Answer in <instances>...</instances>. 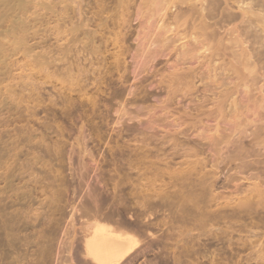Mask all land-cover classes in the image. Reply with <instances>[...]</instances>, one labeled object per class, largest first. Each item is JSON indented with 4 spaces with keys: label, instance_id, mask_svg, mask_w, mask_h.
I'll return each mask as SVG.
<instances>
[{
    "label": "bare ground",
    "instance_id": "1",
    "mask_svg": "<svg viewBox=\"0 0 264 264\" xmlns=\"http://www.w3.org/2000/svg\"><path fill=\"white\" fill-rule=\"evenodd\" d=\"M41 1L38 13L40 28L44 26V3ZM106 1L50 0L48 33L50 39L61 43L55 51L59 58L54 56L46 58L41 53L39 65L44 67V61L49 59L51 61L48 64L49 68L56 67L60 70L67 65L68 72L77 73L76 76L68 75L70 79L76 80L78 77V83H94L97 77L95 69L102 66L105 54L109 52L107 41L102 42L104 35L101 30L105 24L102 14ZM116 1L121 3L122 0ZM6 3L7 0H0V8ZM111 3L109 0L106 5ZM93 7L98 9V12H92ZM117 7L121 8V5L118 4ZM105 9L110 11L111 7ZM143 12H147L146 17H143ZM169 12H175L171 13V21L167 17V14L170 15ZM10 13L9 9H0V21L3 17H11ZM138 16L143 22L137 37L142 34L140 31L145 30L155 19H158L155 29L159 36L154 35L148 40L146 47L140 51L136 50L133 59L135 63H138L139 59H142V62L138 64V68L137 66L133 68V76L136 78L147 72L157 58L168 57L174 48L171 36L175 32L174 36H178V40L175 41L182 43L176 47L170 58L173 60L170 62V59H167L165 62V65L168 64V69L162 72V76L165 75L162 80L165 82H159L165 84V100L175 101L178 98L177 94H180L182 99L189 97L190 101L187 100L189 103H196L194 109L197 113L200 112L198 117H205L207 113L214 125L207 126V123L203 124V120L199 118L197 124L180 129L185 124L184 121L178 122L169 118L158 120L159 123L170 120L172 127L180 129L175 130L170 137H164L158 145L154 144L153 137L148 135L153 133H148L149 129L154 131L152 126L146 127L147 130L142 132L134 128L135 131H139L137 134L142 136L140 146L137 147L140 152H135L133 159L125 160V164L120 163L116 166L115 172L118 173V177H110L107 180L105 177H98L100 173L95 176L105 193L89 187L78 193L72 190L74 192L72 203L70 202L72 206L68 215L72 222L73 217L79 214L83 219V226L79 240H75L78 243L75 247L73 243H68L69 240L73 241L75 236L63 230L65 238L62 244H59L65 247L62 249L63 246L60 245L61 255L63 253L67 255L73 250L75 258L65 259L66 257L61 256L64 260L60 264H129L132 256L138 252L141 254L136 256L142 255V251L146 253V250L154 252L157 243L148 241L147 237L149 235L155 239L157 232L153 233V227L173 229L176 224H185L195 228L196 224L199 226L224 219L225 209L221 210L224 206L233 205L230 212L239 215L257 213L258 208L264 210V0H141L136 11V17ZM125 22V15L121 13L113 20V26L121 31ZM178 28H182L181 32L177 30ZM40 33L41 46L44 41L42 29ZM139 37L138 43L142 40L141 36ZM110 45L116 50L121 48L118 37L110 41ZM121 56L119 52L113 54L117 68ZM86 73L89 76H86ZM90 84L79 85L78 93H86ZM74 86L76 85L73 83H67L66 88L62 85L60 87L73 94ZM193 88L194 93H190ZM237 88H240V91L236 90ZM118 92L115 93L116 98L121 97L123 93ZM240 93L242 98H239ZM122 98L117 100L120 101ZM121 102L122 100L116 101L119 107L115 111L116 126L124 117H127L128 121L142 117L139 115V109L133 114L126 109L129 104ZM202 109L207 112L201 111ZM185 114L190 115L189 112ZM244 140H248V143ZM77 145L80 144L77 142ZM50 149L49 146H44L43 155L53 159L52 163L55 165H60L65 157L63 150ZM6 155V149L1 148L0 165ZM89 156L88 160L99 169V163L93 156L90 154ZM176 158L180 161L176 162ZM207 167L210 169L207 170ZM62 169L64 171V166ZM224 171L226 174L229 173L226 178L227 188L230 187L231 190V186L233 187V192L227 196L223 193L214 194V183ZM11 174L14 175L13 172ZM12 177L9 180L14 184ZM80 180L83 181L82 178ZM10 181L8 186L12 185ZM108 182L111 183L110 187ZM241 182L248 183L245 189H242ZM3 183L7 185V180L4 179ZM52 184L57 188L56 194L52 197L53 201H64V192L69 182L66 183L59 177L54 178ZM233 194L235 196H231ZM203 199L206 201L202 202ZM221 200L224 203L220 202ZM1 202L2 200L0 264H25L23 261L29 252L25 254L24 251H20L15 243L19 239L18 233L24 230L25 225H19L22 218L18 221V213L8 211L11 205L5 203L2 205ZM158 213H162L164 218L157 224H151ZM48 226L49 223L46 225L47 229ZM53 233L54 231L51 233L50 230L44 232L43 245L39 251L37 249L33 252L34 258L28 264L52 263L51 255L56 243ZM143 246H146L144 247L146 249ZM135 258L132 261H135ZM161 263L155 260L146 261L144 264Z\"/></svg>",
    "mask_w": 264,
    "mask_h": 264
},
{
    "label": "rangeland",
    "instance_id": "2",
    "mask_svg": "<svg viewBox=\"0 0 264 264\" xmlns=\"http://www.w3.org/2000/svg\"><path fill=\"white\" fill-rule=\"evenodd\" d=\"M108 2L109 0L106 1V4ZM111 2V4L104 6L105 8L111 7V10L103 9L105 11H103L102 17L105 19V24L101 28L104 35L102 42L107 41L109 52L105 54L106 57H104L105 61L102 66L98 69L94 67L97 77L92 84L89 82L78 83V77L76 80L70 79L68 75L76 76L77 73L68 72L69 67L67 65L60 70L56 67L49 68L48 64L51 62L49 59L44 61V67L39 65L41 53L46 58L50 56L59 58L55 51L61 43L50 39L48 33L50 0H43L44 26L41 28L38 25L41 0H7V3L4 6L1 5L0 8L9 9L10 15L12 14L11 17H3L0 21V149L5 148L7 154L0 165V189L4 188L3 191L0 190V201L2 200L1 204L11 205L12 207L8 211L18 213V221L22 218L19 225H25L23 226L24 230L18 233L19 239L15 241L16 247L20 251H24L25 254L29 252L28 256L26 255V260L23 261L25 264L31 263L34 258L33 252L37 249L39 251V248L42 247L44 232L49 230L51 233L54 231L56 249L53 248L52 263L48 264H60L65 257V259L75 258L73 250L67 255L66 253L61 255L60 252L65 247L61 245L65 238L63 230L69 231L71 236H75L73 241H68V243H73V247H75L77 243L75 240H79L83 226V219L79 217V214L73 217L72 222L68 215L72 206L73 193L85 191L87 187L105 193L95 176L100 173L98 177H105L104 179L107 180L110 177H118V173L115 172L116 166L120 163L125 164V160L133 159L135 152H140L137 147L140 146L139 141L142 136L137 132H142V130H147L146 127L152 126L154 131L156 130L155 132L152 129L145 132H153L148 135L152 136L154 144L158 145L164 137H170L175 130L184 127L190 128L197 124L199 118L203 120V124L206 125L207 123V126L214 125L207 113L205 117H198L200 112L197 113L194 109L196 103H189L187 101H190L189 97L182 99L180 94H177V100H165V84H159V82H165L162 80V77L165 76H162L163 70L168 69V64L165 65V62L172 58L176 47L182 43V41H175L178 40V36H174L175 32L171 36L174 48L168 57L157 58L147 72L136 76V78L135 75L133 76V68L135 66L138 68L142 62V59H139L138 63H135L133 57H135L136 50L140 51L141 48L146 47L148 40L154 35L159 36L155 29V23L158 19L151 21L145 30L140 31L142 34L139 36L142 40L138 43L140 37L137 35L143 21L140 16L136 17V11L141 0H122L121 3L111 0ZM118 4L121 5V8L117 7ZM92 10L94 13L98 12V9L94 7ZM172 12H169L170 15L167 14L169 20ZM121 13L125 15L126 22L124 29L118 31L113 26V20ZM146 13L143 12V17H146ZM88 17L91 16L88 15ZM41 29L43 30L44 41L40 46ZM177 30L181 32L182 28ZM115 37L120 40L121 48L119 50L110 45V41ZM118 52L122 56L119 58L117 68L113 54ZM172 60L170 59V62ZM57 65L62 64L57 63ZM84 70H86L85 66ZM167 72L169 71L167 70ZM86 76L89 74L86 73ZM67 83L76 85L72 88L75 90L73 94H69L60 87L62 85L66 88ZM87 84H90L87 92L78 93L79 85L85 86ZM230 87L233 88V86ZM194 90L193 88L190 93H194ZM236 90L240 91V88ZM118 91L123 93L121 97L116 98L115 93H119ZM127 92L130 93V96ZM114 95L115 97H113ZM241 95L240 93L239 98H242ZM113 98L116 100H112ZM118 98H122L120 99V101L122 100L121 103L126 100L124 104L132 105L126 106L129 112L135 114L140 111L139 115L142 117L129 121L127 117H124L116 126L114 121L117 118L115 111L117 108L119 109L118 103L116 104V101L120 102L117 100ZM139 107L148 110L141 111L142 109L140 110ZM201 111L207 112L204 109ZM162 112L164 114H161ZM185 112H189L190 115H186ZM168 118L178 122L184 121L185 124L179 129L172 127L170 120L159 123L160 120ZM167 127L170 128L167 130ZM46 128L49 130L47 131ZM134 128L139 131H135ZM131 129L134 130V133ZM128 132L131 136L128 135ZM74 138H77V141ZM244 141L248 143V140ZM77 142L80 144L79 146ZM44 146L63 150L62 153L65 157H63L64 160L60 165H55L52 163L53 159L43 155ZM89 154L99 163V169H96L95 164L88 160L90 159L88 158L90 157ZM175 161L179 162L180 160L176 158ZM107 164L108 166H106ZM102 167L104 168L102 169ZM209 169L210 167H207V170ZM228 175L229 173L226 174L224 171V174H221L215 181L214 194L223 193L224 196H227L233 192L232 186L231 190L230 187L227 188L226 178ZM8 176L10 178L14 176L11 179L14 180V184L11 183L10 178L7 179ZM59 177L69 184L64 192V201L54 202L52 197L56 194L57 188L53 186L52 182L54 178L58 179ZM81 178L83 181L80 180ZM4 179L7 180V185L3 183ZM9 181L12 184L10 185L11 189L8 186ZM72 181L74 184H71ZM241 184L243 185L242 189H245L248 183L241 182ZM110 186L111 183H109ZM17 195L18 197H16ZM203 200L202 202L206 201ZM220 202L224 203L222 200ZM231 202L233 201L231 200ZM232 207L233 205L221 208V210L225 209L223 210L226 213L224 219H217L199 226L196 224L195 228L185 224H176L173 229L153 227V233L157 232L158 235H155V239L149 235L147 237L148 241L157 243L155 245L157 247L153 249L154 252L146 250V253L142 251V255L136 256V254H141L138 252L132 256L129 264H144L146 261L154 262L155 260L159 263L162 262L161 264H264V210L258 208L257 213L239 215L230 212ZM163 218L162 213H158L155 216V221L152 220L151 224H157ZM48 223L49 229L46 228ZM160 233L163 234L159 235ZM60 245L63 246L62 249ZM163 245H165L164 248ZM54 251L56 252L54 253ZM133 258L135 261H132Z\"/></svg>",
    "mask_w": 264,
    "mask_h": 264
}]
</instances>
